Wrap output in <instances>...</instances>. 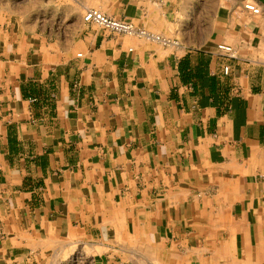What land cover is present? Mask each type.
Masks as SVG:
<instances>
[{"label": "crops", "instance_id": "1", "mask_svg": "<svg viewBox=\"0 0 264 264\" xmlns=\"http://www.w3.org/2000/svg\"><path fill=\"white\" fill-rule=\"evenodd\" d=\"M77 249L264 264V0H0V264Z\"/></svg>", "mask_w": 264, "mask_h": 264}, {"label": "built area", "instance_id": "2", "mask_svg": "<svg viewBox=\"0 0 264 264\" xmlns=\"http://www.w3.org/2000/svg\"><path fill=\"white\" fill-rule=\"evenodd\" d=\"M245 8L248 10H254V5L246 4ZM85 23H94L105 30H108L112 33L116 34H124V35H134L137 37L145 36L146 32L142 29L135 27L132 23L108 17L101 12L94 10H87L82 17ZM217 48L220 51H223L226 56L234 57V51L228 45H217ZM80 54H78L79 56ZM229 71L228 66L223 67V73L227 74Z\"/></svg>", "mask_w": 264, "mask_h": 264}, {"label": "rangeland", "instance_id": "3", "mask_svg": "<svg viewBox=\"0 0 264 264\" xmlns=\"http://www.w3.org/2000/svg\"><path fill=\"white\" fill-rule=\"evenodd\" d=\"M45 264H95L93 258L83 255L78 249L73 251L65 260L56 262L49 261Z\"/></svg>", "mask_w": 264, "mask_h": 264}]
</instances>
